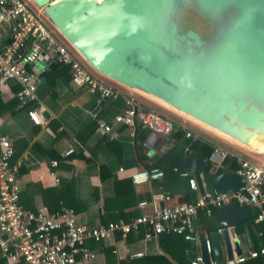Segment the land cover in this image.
I'll list each match as a JSON object with an SVG mask.
<instances>
[{"label": "water", "instance_id": "obj_1", "mask_svg": "<svg viewBox=\"0 0 264 264\" xmlns=\"http://www.w3.org/2000/svg\"><path fill=\"white\" fill-rule=\"evenodd\" d=\"M29 1L96 72L220 139L263 153L264 0ZM163 140L149 132L148 153L163 152ZM214 161V153L207 159L189 152L176 169L186 178L206 173L213 193L241 190V176L212 172ZM254 214L229 203L218 207L217 219L228 227ZM222 237L230 259L239 242L232 245L227 229ZM210 238L222 261L218 234Z\"/></svg>", "mask_w": 264, "mask_h": 264}, {"label": "built area", "instance_id": "obj_2", "mask_svg": "<svg viewBox=\"0 0 264 264\" xmlns=\"http://www.w3.org/2000/svg\"><path fill=\"white\" fill-rule=\"evenodd\" d=\"M7 37L11 41L0 47V89H8L10 81H15L19 85L15 95L21 106L37 99L40 78L53 63L67 66L72 83L86 85L90 93L99 92L102 98L113 100L120 97L121 92L99 78L78 52L49 26L40 10L29 0H0V42H5ZM124 103V109L116 111L109 121L95 117L97 126L94 136L102 141L118 139L124 133L134 136L136 126L140 124L149 132L162 136L163 152L168 150L167 140L176 122L137 96H125ZM44 110V105L38 103L27 110V115L34 124L44 125L47 123ZM122 126L125 130H119ZM184 129L186 138L207 140L198 131ZM183 146L189 153V145ZM74 151L73 147H69L63 155L68 156ZM14 152L12 140L0 131V254L5 264H88L96 257L95 251L88 246L89 242H103L116 233L126 236L132 232L137 235L141 227L145 229L144 238L147 240L161 233H174L195 242L199 239L194 224L197 215L200 212L212 215L213 208L229 203L253 208L257 213L256 220L264 221V162H253L223 149H215V160L222 161L226 154L236 157L238 168L234 171L243 181L241 190L213 193L206 188L200 173L202 191L195 176L188 178L189 187L198 192L195 199L178 201L172 192L163 190L137 204L141 209L149 208V212H142L128 221H108L96 226L78 222L76 211L65 204L56 211L47 206H41L35 212L26 209L16 177L22 159L12 161ZM58 163V160L51 161L54 167ZM118 170L124 172L122 166ZM51 174L58 181L57 173L51 171ZM162 177L163 171L156 167L134 169L129 175L135 185ZM225 229L220 227L217 231L222 233ZM203 242L205 253L211 255V238L206 237ZM263 254L264 245L249 250L246 255H235L222 261L206 259L203 254L195 255L189 264H240ZM141 256L143 252L130 255Z\"/></svg>", "mask_w": 264, "mask_h": 264}, {"label": "crops", "instance_id": "obj_3", "mask_svg": "<svg viewBox=\"0 0 264 264\" xmlns=\"http://www.w3.org/2000/svg\"><path fill=\"white\" fill-rule=\"evenodd\" d=\"M8 39L7 37L5 42H0V47L8 43ZM114 87L121 92L118 99L102 98L99 92L90 93L86 85L73 84L69 68L63 65L57 68L56 63L53 69L49 67L41 76L36 89L37 99L27 105L21 106L18 102L15 94L19 85L15 81H10L8 89H0V131L12 140L15 150L12 161L22 159V166L16 177L21 201L26 209L35 212L41 206H61L64 197L66 201L76 200L77 220L88 226L105 224L108 222L106 219L126 220L133 213L139 215L149 212V208L141 209L137 204L162 190L161 186L153 181L141 185L134 184L132 193L122 195V200L108 202L115 198L116 182L129 178L134 169H139L137 147L134 136H129L124 131V135L112 141H102L94 136L91 131L96 123L95 117L109 121L116 111L124 109V97L128 95L137 96L148 105L153 103L118 83ZM13 99L15 105L10 108ZM38 103L45 107L43 115L47 123L44 125L34 124L27 115V110ZM186 122L187 120L182 119L178 124L187 128ZM119 130H125V127L122 126ZM202 135L208 140H213L219 150L239 155L243 152L242 148L212 134ZM145 140L138 149L146 153L144 158L149 162L154 155L162 152L156 150L149 154ZM69 147H73L75 151L64 156L63 152ZM52 160H58V166H52ZM120 166L124 168V172L118 170ZM51 171L57 173L58 181ZM201 174L206 188L211 189L206 180V173ZM197 178H200V173ZM71 182H74V185L67 192ZM172 194L178 201H188L198 196V192L191 188ZM139 197L142 199L136 202ZM56 210L58 208L54 211ZM253 211L255 213L254 209ZM217 214L218 211L212 215L203 212L197 215L194 224L199 239L195 242L187 241L178 234L156 236L147 240L144 238V227H141L137 235L132 232L126 236L116 233L103 242H89L88 246L95 251L96 257L88 264H121L134 259L143 264L146 257L155 256L166 257L167 264H189L195 255L203 253L202 240L213 233L218 234L221 254L223 260H226V245L222 233L217 231L223 227V221H218ZM250 220L240 223L243 229L241 233L236 231L238 224L226 227L232 245L236 239L240 246L239 252L233 249L232 257L246 255L249 250L264 245L262 235L254 224L249 227ZM254 220L255 223L259 222L256 218ZM137 252H143V256L130 257ZM208 257L217 260L214 251ZM0 264H5L1 254ZM248 264H264V259H250Z\"/></svg>", "mask_w": 264, "mask_h": 264}, {"label": "trees", "instance_id": "obj_4", "mask_svg": "<svg viewBox=\"0 0 264 264\" xmlns=\"http://www.w3.org/2000/svg\"><path fill=\"white\" fill-rule=\"evenodd\" d=\"M56 63L51 64L50 69H53V65ZM59 66H62V64H57V68ZM16 99V98H15ZM15 99H13L10 103V108L11 106L15 105ZM18 100L16 99V102ZM19 102V101H18ZM97 126V123L94 124L93 129L91 132H94L95 128ZM147 132H149L147 129L143 128L140 124H137L135 128V133H134V138H135V143H136V157H137V162H138V167L139 169H151V168H159L163 171V177L160 180L153 181L154 183H158L159 186H161L160 191L163 190H169L173 193H180L181 191H188L190 190L189 184H188V178L185 176L181 175L177 169H176V164L177 162L186 155V152L184 150L183 144H188L189 145V151L190 152H199L204 154V156L209 159L210 156L214 153L216 149V144H214L213 140H203V139H196L192 140L191 138H186L185 137V129L182 125L178 124V122L175 123L174 125V130L172 131L171 135L169 136L167 142L169 143V148L168 150L162 152V153H157L152 157V160L147 162L144 157H146V153L143 151H140L138 148L142 147V143L147 137ZM215 166L212 172L214 173H222V172H227V171H234L238 168V162L235 156L231 154H226L225 157L223 158L222 161L220 162H214ZM198 177V173L195 174ZM194 175V176H195ZM196 177V178H197ZM206 180L208 181V177L206 174ZM199 190L202 191V184H201V179L197 178ZM74 185V182H71L67 188V192L72 189V186ZM133 183L130 178L120 180L116 182L115 185V190H116V195L115 198L110 201H119L120 199L122 200V195H125L127 193H132L133 189ZM195 192V191H194ZM155 193V194H156ZM152 195L148 196V199H150ZM142 198L139 197L136 199V202L141 200ZM65 205L72 207L75 211H78V203L76 200H69L66 201L64 197V203ZM62 205V204H61ZM59 209L60 206L57 205L56 207L52 208L49 207L51 211H54L55 209ZM218 211V208H213V214ZM256 211L254 217L249 221V227L254 224L256 230L262 235L263 241H264V221H259L258 223H255V218H256ZM137 216V214L133 213L131 216L126 219L127 221L130 220L131 218ZM119 218H113L111 220H118ZM110 219H106V222L109 221ZM241 224H238L236 226V231L237 233H241L243 229L240 227ZM177 234L174 233H161L158 236H175ZM252 261L255 260H263L264 259V254L259 255L258 257L255 258H250ZM246 260L243 263L240 264H248L249 260ZM143 260V259H141ZM166 257L163 256H155V257H146L145 260L143 261V264H167ZM121 264H141L140 260H131L130 262H122Z\"/></svg>", "mask_w": 264, "mask_h": 264}, {"label": "rangeland", "instance_id": "obj_5", "mask_svg": "<svg viewBox=\"0 0 264 264\" xmlns=\"http://www.w3.org/2000/svg\"><path fill=\"white\" fill-rule=\"evenodd\" d=\"M43 18H44V20L49 24V26L52 27V25L49 23V21H48L44 16H43ZM52 28H54V27H52ZM5 32H6V34L8 35V31L6 30ZM56 32H57V31H56ZM57 33H58V32H57ZM92 70H94V69H92ZM94 72H96V71L94 70ZM96 74L99 76V78H101L102 80H104L108 85H110V86H114V85H116V83H114L113 80H110L109 78H107V77L101 75V74L98 73V72H96ZM150 106L153 107V108H155V109H157L158 111L162 112L163 114H165V115H167V116H170L175 122H178V121L181 122V120L184 119L183 117H180V116L176 115L175 113H173V112H171V111H169V110H167V109L161 107L160 105H158V104H156V103H151ZM180 118H182V119H180ZM184 120H186V119H184ZM182 122H183V121H182ZM185 124H186L187 128H190V129H192V130L198 131L199 133H201V134H205L206 136H211L210 134H212V133H210L209 131H207V130L201 128V127L198 126V125H194V124H192V123L189 122V121H187ZM212 136H215V135L212 134ZM215 137L217 138V136H215ZM218 138H219V137H218ZM226 146H227V145H226ZM227 148H230V147L227 146ZM241 150H243V152L241 153V155H242L243 157H245V158H247V159H249V160H251V161H253V162H257V163H262V162H264V154H263V153L252 152V151H250V150H248V149H241ZM214 162H219V161H218V160H215Z\"/></svg>", "mask_w": 264, "mask_h": 264}, {"label": "bare ground", "instance_id": "obj_6", "mask_svg": "<svg viewBox=\"0 0 264 264\" xmlns=\"http://www.w3.org/2000/svg\"><path fill=\"white\" fill-rule=\"evenodd\" d=\"M260 151H262L263 154H264V144H263V146L261 147V150H260Z\"/></svg>", "mask_w": 264, "mask_h": 264}]
</instances>
